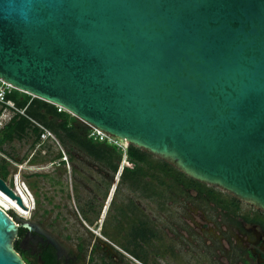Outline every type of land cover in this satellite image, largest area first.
Wrapping results in <instances>:
<instances>
[{"label": "water", "instance_id": "water-1", "mask_svg": "<svg viewBox=\"0 0 264 264\" xmlns=\"http://www.w3.org/2000/svg\"><path fill=\"white\" fill-rule=\"evenodd\" d=\"M0 79L264 209V0H0Z\"/></svg>", "mask_w": 264, "mask_h": 264}, {"label": "rangeland", "instance_id": "rangeland-1", "mask_svg": "<svg viewBox=\"0 0 264 264\" xmlns=\"http://www.w3.org/2000/svg\"><path fill=\"white\" fill-rule=\"evenodd\" d=\"M2 82L0 79V83ZM15 112L16 109H7L0 103V120L4 123ZM53 133L55 135L53 139L41 142L35 141L34 134L29 131L23 138L16 137L2 145L0 163L8 165L7 181L13 186L15 176L19 175L20 180L28 186L33 195V206L36 205L37 214L43 217L51 216L57 223H62V217L66 218L72 233L78 231L74 224L81 223V226L77 225L81 232H84L82 229L84 227L90 233L99 235L101 229L97 223H93L92 217L100 216V223H103L107 230L106 235L101 234V237L108 243L106 246L102 245L107 248L111 254L109 257L117 264H146L134 256L131 252L133 248L142 251L148 260L147 264H245L240 259L241 252L249 246L257 248L253 249L254 252L258 250L256 244L263 227L246 221L245 214L252 215L257 212L264 215V209L253 201L239 197L240 208L236 212L229 211L222 204L224 201H230L234 194L218 184L209 182L206 184L214 188L218 195L217 199L200 197L194 189L188 193L169 188L162 180H153L151 185L154 187L151 191L147 187L134 188L122 179L120 172H114L105 163L94 159L79 147L66 143L55 132ZM110 138L117 141L114 137ZM117 142L125 147L128 141ZM152 153L156 159L174 163L159 153ZM125 156L122 164L128 163ZM57 163H60L61 168L53 169ZM61 170L66 173L61 174ZM59 178L65 182L72 181L73 186L77 187L81 182H91V187L96 188L95 190L98 189L97 183L118 184L112 201L108 197L104 202L99 200L101 205L99 202L92 204L93 211L97 209L96 215L90 213L91 216L87 214L89 217L81 219L77 208L83 207L85 210L91 201L79 204L76 197L77 189L74 186L72 190L69 184L66 190L73 191L76 201L65 202L64 199H60L59 196L65 195L59 192V185L55 183ZM111 190L114 189L110 188ZM148 193L152 194L149 196ZM128 197L132 207V213L129 215V218H132L130 228L132 242L128 243L130 249L123 246L124 234L128 230L124 231L123 227L121 230L117 229L120 224H124L120 212L127 204ZM68 208L71 213L72 210L75 211L77 219L75 215L67 212ZM141 219L146 223L144 227H148L147 237L150 236L144 243L135 238Z\"/></svg>", "mask_w": 264, "mask_h": 264}, {"label": "trees", "instance_id": "trees-1", "mask_svg": "<svg viewBox=\"0 0 264 264\" xmlns=\"http://www.w3.org/2000/svg\"><path fill=\"white\" fill-rule=\"evenodd\" d=\"M6 97L17 107L24 108L25 113L16 112L0 129V149L5 142L16 137L23 138L29 131L34 134L35 141H40L39 128L33 121L36 120L44 123L66 143H71L84 150L94 159L108 165L114 172H120L124 181L144 182L146 184L144 186L151 191L154 187L151 185L152 181L162 180L168 184L169 188L178 191H188L189 193L191 189H194L200 197L205 196L210 199H217L218 197L214 188L208 186L206 182L189 175L171 161L154 158L153 153L143 147L127 142L123 148V146L109 139H94L90 136L91 126L89 124L71 114L68 110L59 111L54 103L16 88L7 93ZM113 137L117 141L125 142L122 138ZM124 155H126L125 159L128 163L122 164ZM8 174V165L0 163V176L7 179ZM146 176L149 178H145ZM151 194L148 193L149 196ZM222 205L229 211L236 212L240 208V198L236 195L231 196V200L224 201ZM259 214L257 213L255 216L245 214V219L260 222L264 225L263 214H261L262 216ZM144 226H139L135 238L140 239L142 236L146 237L147 240L150 237H147L146 234L148 227ZM131 250L135 257L147 264L148 260L142 251L137 248Z\"/></svg>", "mask_w": 264, "mask_h": 264}, {"label": "flooded vegetation", "instance_id": "flooded-vegetation-1", "mask_svg": "<svg viewBox=\"0 0 264 264\" xmlns=\"http://www.w3.org/2000/svg\"><path fill=\"white\" fill-rule=\"evenodd\" d=\"M56 162L53 161L54 164ZM61 168L60 163H57L53 166V169ZM61 174L64 175L65 172L61 170ZM59 185V192L64 194V197L59 196L60 199L66 200H73L76 201L75 194L73 193V182L64 181L62 179H58L55 182ZM127 183L132 185L134 188L136 187H145L144 182H130ZM67 184L70 185V188L66 190ZM91 182H81V184L77 187L75 186L77 202L80 204H84L85 202L91 201L88 205L90 212H88V208L83 209V207H78L79 217L83 219L84 217H89L87 214L90 213L95 214L97 213V209L93 211L92 204H96L101 200L104 202L106 198L110 197L111 201L114 197V191L116 188L113 183L103 182L97 183L98 189L91 187ZM143 185V186H142ZM130 188V186H128ZM80 188L81 190H79ZM110 188L114 190L110 191ZM65 189L66 191H64ZM91 199V200H90ZM127 204H125L124 208L121 209L120 217L123 218V225H119L117 229L121 230L123 227L124 231L128 230L124 234V242L123 245L126 248H129V244L132 242V235L130 228L132 227V218H129L131 215L132 207H131V200L128 197ZM64 202V203H65ZM59 203V202H57ZM101 205V202H99ZM86 205V204H85ZM96 208V206H94ZM100 207V206H99ZM7 213L17 222L18 224V231L13 240V248L15 252L20 256L22 261L25 264H117L113 258H110V252L107 250L106 245H108L107 240L101 237V234L106 235L107 230L103 223H100V216L99 217H92L93 223H97L100 227L99 235L96 233L95 235L90 233L84 227L82 229L84 232H81V223L74 224V228L77 229L76 233H72L70 226L66 222V218H61L62 223L56 222L54 218L43 217L41 214H37L36 205L33 206L29 215H24L17 212L14 209H7ZM67 212L76 216L75 211L68 208ZM122 213V214H121ZM91 214V215H92ZM99 214V208H98ZM259 214V213H258ZM90 215V216H91ZM257 215V212L252 214L251 216ZM262 216L261 214H259ZM264 217V215H263ZM135 221V218H133ZM246 220V219H245ZM66 223H63V222ZM249 221V220H246ZM83 222V221H82ZM252 223H257L263 227L262 233L260 234L259 241L257 247L258 250L254 252L255 246H249L241 252L240 259L245 264H264V225L260 222L251 221ZM83 224V223H82ZM140 226L145 225L144 221L141 219L139 221ZM78 225V226H77ZM85 225V224H84ZM53 236L59 242V247L56 246L52 241L51 237ZM141 242H146V237L140 238ZM104 246H103V245ZM130 249V248H129ZM257 249V248H256ZM107 252V253H106Z\"/></svg>", "mask_w": 264, "mask_h": 264}, {"label": "built area", "instance_id": "built-area-1", "mask_svg": "<svg viewBox=\"0 0 264 264\" xmlns=\"http://www.w3.org/2000/svg\"><path fill=\"white\" fill-rule=\"evenodd\" d=\"M2 81L3 82L0 83V103L3 104L5 106V108H7V109L14 108V109H16V112L25 113L24 108L17 107L13 102L9 101L6 97L7 93L11 92L12 89L15 87L11 83H9L3 79H2ZM56 105H57V108L59 111H62L64 109L66 110V108L64 106H62L60 104H56ZM16 112H15V114H16ZM13 115L9 116L8 121L12 118ZM33 121H34L35 125L39 128L40 141L41 142H45V141L53 139L55 137L53 131L50 128H48L44 123H41V122L36 121V120H33ZM6 123H4L2 120H0V129ZM89 125L91 126L90 136H92L94 139H99V140L109 139L110 141H113V140H111L110 136L113 137L114 135L108 133L107 131H105V130L97 127V126H94L91 124H89ZM113 142L118 143L117 141H113ZM119 145L122 146L121 144H119ZM123 148H124V146H123Z\"/></svg>", "mask_w": 264, "mask_h": 264}, {"label": "bare ground", "instance_id": "bare-ground-1", "mask_svg": "<svg viewBox=\"0 0 264 264\" xmlns=\"http://www.w3.org/2000/svg\"><path fill=\"white\" fill-rule=\"evenodd\" d=\"M14 183L16 187L15 190L22 196L25 206L17 204L15 200L4 194L2 190H0V206H2L5 210L14 209L17 212L27 216L33 208V195L30 192L28 186L20 180L19 175L15 176Z\"/></svg>", "mask_w": 264, "mask_h": 264}]
</instances>
